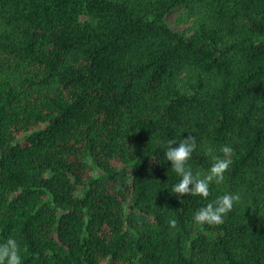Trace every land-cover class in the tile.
Listing matches in <instances>:
<instances>
[{
    "label": "trees",
    "instance_id": "16d2710c",
    "mask_svg": "<svg viewBox=\"0 0 264 264\" xmlns=\"http://www.w3.org/2000/svg\"><path fill=\"white\" fill-rule=\"evenodd\" d=\"M183 135L193 171L233 149L208 198L170 194ZM228 191L224 222L196 225ZM8 237L22 264H264V0H0Z\"/></svg>",
    "mask_w": 264,
    "mask_h": 264
},
{
    "label": "clouds",
    "instance_id": "9594fccd",
    "mask_svg": "<svg viewBox=\"0 0 264 264\" xmlns=\"http://www.w3.org/2000/svg\"><path fill=\"white\" fill-rule=\"evenodd\" d=\"M197 147L196 139L191 135H183L179 139L169 138L167 141L165 158L171 164L170 169L178 177V182L171 187L170 194L177 199L188 195L208 198L210 187L213 184L220 185L230 167L233 149L229 145L219 149L222 155L216 154L217 149L214 146H207L204 151L212 160L211 166L207 171H193L189 161ZM240 199L239 193L230 191L217 196L195 212L194 223L201 226L222 224ZM0 264H22L21 248L16 239L12 237L0 239Z\"/></svg>",
    "mask_w": 264,
    "mask_h": 264
},
{
    "label": "rangeland",
    "instance_id": "374dc122",
    "mask_svg": "<svg viewBox=\"0 0 264 264\" xmlns=\"http://www.w3.org/2000/svg\"><path fill=\"white\" fill-rule=\"evenodd\" d=\"M185 13L183 8L174 10L167 16V22L175 31H184L186 32L188 27L191 25V20L184 22L182 20V15Z\"/></svg>",
    "mask_w": 264,
    "mask_h": 264
}]
</instances>
